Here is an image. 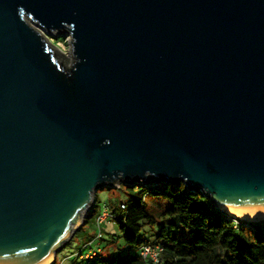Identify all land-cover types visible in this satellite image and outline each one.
I'll return each mask as SVG.
<instances>
[{
	"label": "water",
	"instance_id": "95a60500",
	"mask_svg": "<svg viewBox=\"0 0 264 264\" xmlns=\"http://www.w3.org/2000/svg\"><path fill=\"white\" fill-rule=\"evenodd\" d=\"M137 183L264 215V0H0V264Z\"/></svg>",
	"mask_w": 264,
	"mask_h": 264
},
{
	"label": "trees",
	"instance_id": "16d2710c",
	"mask_svg": "<svg viewBox=\"0 0 264 264\" xmlns=\"http://www.w3.org/2000/svg\"><path fill=\"white\" fill-rule=\"evenodd\" d=\"M181 186L120 185L117 189L127 191V200L104 204L128 246L163 248L157 263L142 259L138 252L110 259L101 252L88 264H264V223L229 220L202 193L179 191ZM98 207L95 197L84 223L93 215L98 217ZM143 222L156 230L152 243L140 236Z\"/></svg>",
	"mask_w": 264,
	"mask_h": 264
},
{
	"label": "rangeland",
	"instance_id": "374dc122",
	"mask_svg": "<svg viewBox=\"0 0 264 264\" xmlns=\"http://www.w3.org/2000/svg\"><path fill=\"white\" fill-rule=\"evenodd\" d=\"M48 38L54 46L63 53L62 56L68 57L69 45L68 36L64 34L60 35H48ZM179 191L187 190L184 183H181ZM176 188L175 185H172ZM178 189V188H176ZM96 200L98 208L100 210L103 208L104 204L108 203L109 200H122L126 201L128 198V193L124 189H117L116 187H103L96 191ZM87 214V213H86ZM251 223H264V219L257 221H248ZM84 223V222H83ZM81 224L80 228L76 230L73 237L57 252L55 256V261L53 264H84L82 260L79 259L78 254L81 251H85L83 248L88 241L93 238L98 231L97 218L95 215L88 218L86 223ZM100 229L102 231V238L94 242V246L100 247L102 249V255L105 259H110L112 257L118 256L120 254H136V248L128 246L121 237L119 229L115 223L111 220L106 219L100 224ZM185 233V231L183 232ZM140 236L146 239L148 242H154L156 237L155 228L142 223V229Z\"/></svg>",
	"mask_w": 264,
	"mask_h": 264
},
{
	"label": "built area",
	"instance_id": "2783aa9c",
	"mask_svg": "<svg viewBox=\"0 0 264 264\" xmlns=\"http://www.w3.org/2000/svg\"><path fill=\"white\" fill-rule=\"evenodd\" d=\"M111 217L109 211L105 206H103L100 214L97 217V224H98V231L96 235L93 237L92 240L88 241V243L83 247L85 251H81L78 254L80 260L84 263H90L94 258L100 256L102 249L100 247H95L94 242L102 238V232L100 229V224L109 219ZM163 248L158 244H144L141 245L138 249V255L149 262L157 263L159 261L160 253L162 252Z\"/></svg>",
	"mask_w": 264,
	"mask_h": 264
},
{
	"label": "bare ground",
	"instance_id": "6f19581e",
	"mask_svg": "<svg viewBox=\"0 0 264 264\" xmlns=\"http://www.w3.org/2000/svg\"><path fill=\"white\" fill-rule=\"evenodd\" d=\"M37 28V27H36ZM39 29V28H37ZM239 219H244L248 221H257L264 219V215H258V216H248V217H238Z\"/></svg>",
	"mask_w": 264,
	"mask_h": 264
}]
</instances>
